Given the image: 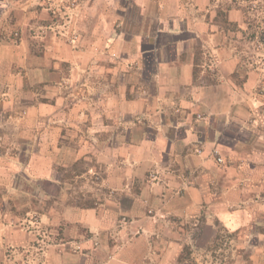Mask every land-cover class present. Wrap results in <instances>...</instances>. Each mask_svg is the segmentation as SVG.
I'll return each mask as SVG.
<instances>
[{
  "label": "crops",
  "instance_id": "obj_1",
  "mask_svg": "<svg viewBox=\"0 0 264 264\" xmlns=\"http://www.w3.org/2000/svg\"><path fill=\"white\" fill-rule=\"evenodd\" d=\"M251 1L0 0V264H264Z\"/></svg>",
  "mask_w": 264,
  "mask_h": 264
},
{
  "label": "rangeland",
  "instance_id": "obj_2",
  "mask_svg": "<svg viewBox=\"0 0 264 264\" xmlns=\"http://www.w3.org/2000/svg\"><path fill=\"white\" fill-rule=\"evenodd\" d=\"M259 20L255 23V33L252 39L253 52L248 55V61L257 69L259 73L260 84L257 88V94L264 95V46L260 45L256 38L260 28L264 26V3L261 8L255 12ZM215 240L208 248L210 260L207 263L203 262H185L184 264H238L235 261L234 253L238 246L235 245L234 234L226 229H219L215 236ZM190 252L184 250V253Z\"/></svg>",
  "mask_w": 264,
  "mask_h": 264
},
{
  "label": "built area",
  "instance_id": "obj_3",
  "mask_svg": "<svg viewBox=\"0 0 264 264\" xmlns=\"http://www.w3.org/2000/svg\"><path fill=\"white\" fill-rule=\"evenodd\" d=\"M56 6V10L54 11L58 14L56 17V24L68 27V25H70L71 23V13L69 12V9L73 8V4L69 3L67 5H63L59 3ZM250 7L254 10H258L261 8V5L257 0H253L250 3ZM74 38L75 35L72 36L71 40H73ZM256 38L258 39L259 44L264 46V26L260 28V31ZM200 151L201 149L197 150V152ZM213 155L217 162L221 163L223 161L216 150H213ZM151 178H154V176L151 175ZM123 220L125 219L123 218ZM24 223L35 234L33 243L31 244V252H34V255L42 253L48 246L55 243L54 236L42 227L41 220L38 214L32 213L28 215L27 218H25Z\"/></svg>",
  "mask_w": 264,
  "mask_h": 264
}]
</instances>
